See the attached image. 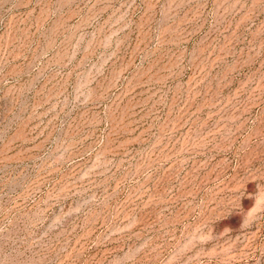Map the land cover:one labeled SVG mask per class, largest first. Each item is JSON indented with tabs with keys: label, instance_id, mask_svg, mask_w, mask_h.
<instances>
[{
	"label": "rangeland",
	"instance_id": "374dc122",
	"mask_svg": "<svg viewBox=\"0 0 264 264\" xmlns=\"http://www.w3.org/2000/svg\"><path fill=\"white\" fill-rule=\"evenodd\" d=\"M0 264H264V0H0Z\"/></svg>",
	"mask_w": 264,
	"mask_h": 264
}]
</instances>
